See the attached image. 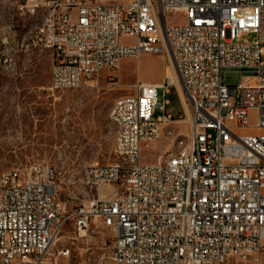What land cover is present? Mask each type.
I'll return each instance as SVG.
<instances>
[{
  "label": "built area",
  "instance_id": "built-area-1",
  "mask_svg": "<svg viewBox=\"0 0 264 264\" xmlns=\"http://www.w3.org/2000/svg\"><path fill=\"white\" fill-rule=\"evenodd\" d=\"M21 10L40 23L20 39L0 21L2 69L33 46L52 53V92L98 88L103 74L114 89L123 60L171 56L191 113H167L170 81L118 98L117 162L85 169V203L72 213L51 165L0 173V264H69L64 232L98 223L115 235L109 264H261L264 133L240 132L264 131V0H24ZM162 137L169 148L146 163L142 150Z\"/></svg>",
  "mask_w": 264,
  "mask_h": 264
},
{
  "label": "rangeland",
  "instance_id": "rangeland-1",
  "mask_svg": "<svg viewBox=\"0 0 264 264\" xmlns=\"http://www.w3.org/2000/svg\"><path fill=\"white\" fill-rule=\"evenodd\" d=\"M119 3L130 0H87ZM24 0H0V21L5 29L13 26L20 39L35 30L40 18L23 13ZM171 24H185L182 16H168ZM264 62V57L262 59ZM167 65V66H166ZM165 67L175 85L166 96L170 101L167 113L184 121L191 107L183 96L180 79L173 60L161 55H143L140 59H126L115 74L117 86L109 88L102 75L95 89L73 92H52L51 51L30 47L19 54L14 70L0 67V173L9 172L34 163H47L59 174V196L67 213H72L85 203L87 189L80 184L85 169L92 165H111L117 162L113 153L115 128L110 122L114 102L134 94L138 82L161 84ZM174 71L173 75L171 72ZM173 76V77H172ZM175 80V81H174ZM158 102H164L158 91ZM161 115L157 112L156 116ZM250 123L256 126L257 118L251 114ZM177 127L186 128V123ZM263 134L264 131H244L240 134ZM170 146L161 138L152 147L142 150L146 163L155 164ZM103 194L109 196L107 188ZM97 225V226H96ZM115 235L103 223L92 224L86 236L79 237L72 226L62 235L61 245L71 249L69 264H109ZM228 264H255L250 259ZM264 264V255L261 258Z\"/></svg>",
  "mask_w": 264,
  "mask_h": 264
},
{
  "label": "bare ground",
  "instance_id": "bare-ground-1",
  "mask_svg": "<svg viewBox=\"0 0 264 264\" xmlns=\"http://www.w3.org/2000/svg\"><path fill=\"white\" fill-rule=\"evenodd\" d=\"M6 29H11V27H7ZM168 57V56H167ZM169 59H172V57L170 56V57H168ZM173 60V59H172ZM173 65H174V63H173ZM16 66H17V62H16V57H8V71L9 70H14V69H16ZM167 66V65H166ZM170 68L168 67V69L165 67V70H164V75H165V78H164V80L165 81H170L171 83H173V79H174V77H173V79L171 78V76H170V70H169ZM176 71V70H175ZM173 75H175L174 74V71L173 72H171ZM177 73V72H176ZM177 76H178V74H177ZM179 77V76H178ZM175 81V80H174ZM180 83H181V81H180ZM160 85V84H159ZM181 90H182V92H183V96L185 97V98H187L186 97V93L184 92V90H183V88H182V84H181Z\"/></svg>",
  "mask_w": 264,
  "mask_h": 264
},
{
  "label": "crops",
  "instance_id": "crops-1",
  "mask_svg": "<svg viewBox=\"0 0 264 264\" xmlns=\"http://www.w3.org/2000/svg\"><path fill=\"white\" fill-rule=\"evenodd\" d=\"M4 29H5V27H4ZM163 79H164V77H163ZM51 80H52V75H51Z\"/></svg>",
  "mask_w": 264,
  "mask_h": 264
}]
</instances>
